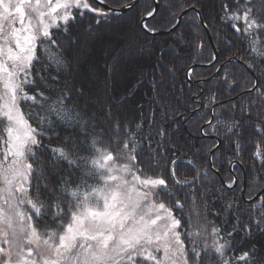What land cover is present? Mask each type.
<instances>
[{
    "label": "snow or ice",
    "instance_id": "6c2138e0",
    "mask_svg": "<svg viewBox=\"0 0 264 264\" xmlns=\"http://www.w3.org/2000/svg\"><path fill=\"white\" fill-rule=\"evenodd\" d=\"M114 2L0 0V264H264V0H152L139 26L174 43L128 41L131 63L155 59L151 72L125 76L121 98L107 76L92 93L80 74L101 25L137 4ZM157 17L167 26L149 28ZM217 23L246 45L244 71L228 70L230 49L213 50L202 83L220 79L199 101L202 92L184 96L196 104L185 116L177 74L193 78L209 29L225 36ZM142 87L144 103L133 99ZM218 164L228 179L216 187ZM241 188L245 199L233 194ZM186 205L200 209L199 232L186 228Z\"/></svg>",
    "mask_w": 264,
    "mask_h": 264
},
{
    "label": "trees",
    "instance_id": "16d2710c",
    "mask_svg": "<svg viewBox=\"0 0 264 264\" xmlns=\"http://www.w3.org/2000/svg\"><path fill=\"white\" fill-rule=\"evenodd\" d=\"M109 3H112L114 7H120L121 3L114 2V0H108ZM129 0H122V3H127ZM209 0H205V3H208ZM100 7L99 5H94ZM153 6L152 0H139L136 4V7L127 11L126 13L122 14L121 18L118 21H115L112 27L102 24L100 27V31L98 34L99 38L93 37L92 40V47L89 48L87 55L84 57L83 63L80 67V74L86 80L88 84V88L92 93H97L103 89L106 76L109 83H115L116 92L114 93L117 98L123 97L125 93V76L127 77V83L133 82L135 75L139 72L148 73L153 70V62L155 58H144L140 59L138 63H131L129 58L126 54V49L128 47L129 40H136L137 38L141 40L147 41H154L159 45H165L169 43H174L168 33L167 34H158L155 37L152 36L151 33H146L138 24V16L137 14L140 13L143 15L146 13L149 8ZM174 11L176 9H173ZM203 12L204 9L201 8ZM212 12L211 4L209 3V7L207 12H205V17L209 13ZM194 15L193 13H189L187 16L184 17V21L186 22L184 26H187V22L190 21L191 16ZM111 20V18H109ZM157 20H160V17L156 19H149L146 21L149 28L157 27L163 28L167 26V21H162L161 23H157ZM218 29H223L225 36L220 38L217 36L215 32H212L211 35L215 42V45L221 44L217 51L223 52L225 49H230L229 54L235 55L236 59L233 61L232 65H229L228 70L233 71L237 76L240 72L244 71L243 65L240 63V57L245 54L246 45L243 43L242 38L234 35L231 28L224 27L220 23L215 25ZM129 29H133L130 31ZM203 34V33H202ZM205 47L204 50L198 51L195 53V59L191 60L189 63L191 66L194 64H209L210 57L213 52V48L209 41L208 35H205ZM168 52H172V49H167ZM54 55V52L52 53ZM182 55H187V52L183 53ZM120 61L119 69L117 70L115 76L111 73L107 72V69L117 61ZM196 61H199L197 63ZM219 65H217L218 67ZM239 69V72L236 70ZM215 68L208 66H201L193 68V78L188 80L187 77L184 76L183 73L177 74V83L179 88L184 89L183 95L180 96V103L185 105V107H181L180 111L184 112L185 116L188 115L186 111V107H195L196 104L192 103L191 100L186 101L184 96H190L191 93H203V95L197 96V101L205 98L210 93L207 91L213 84H217L219 81V77L217 80L211 81L210 84L202 83L203 79H209V74L214 73ZM218 92H223L222 88H217ZM147 93V88L142 87L137 96L133 99L140 100V103H144ZM143 97L144 99H141ZM230 98H226L228 100ZM228 102V101H227ZM225 102V104H227ZM71 103V102H69ZM28 109H25V113H27ZM145 111H147V105H145ZM219 111V109H218ZM137 112L135 111L134 105H132L131 101L129 102V110L126 113L127 119L131 120L137 116ZM211 119V117H209ZM223 120H227V115L222 117ZM201 121L194 116L191 119L190 124L185 127L184 135H190L191 133L195 132L196 126L199 125ZM6 127L5 121H0V137L4 135V128ZM191 130V131H190ZM212 143L211 137H200L198 134L194 137V142L199 144L201 142ZM245 161H247V156H245ZM200 167H207L206 164H201ZM217 167L220 169L219 173L222 176L223 180L226 181L228 179L227 170L224 167H221L219 164ZM240 174L243 175L247 169L239 170ZM209 177L214 178L215 186L219 187L222 182L220 177L217 173L212 172L209 170ZM242 189L233 193L240 199H244L242 196ZM251 189L246 190L245 195L247 197L248 192ZM218 207V206H217ZM200 209L198 206H187L186 205V213L190 214L192 217L191 225H186V228L193 231L199 232L201 220L198 216ZM208 219L212 220L215 224H220V220L217 219L215 216H209ZM187 242V241H186Z\"/></svg>",
    "mask_w": 264,
    "mask_h": 264
},
{
    "label": "water",
    "instance_id": "95a60500",
    "mask_svg": "<svg viewBox=\"0 0 264 264\" xmlns=\"http://www.w3.org/2000/svg\"><path fill=\"white\" fill-rule=\"evenodd\" d=\"M138 1H139V0H137V2H138ZM99 6H100V5H99ZM127 11H129V10H125V11L123 12V14L126 13ZM159 34H167V33H166V32H160ZM208 38H209V41H210V43H211V46H212L213 50H217L216 45H215V42H214V40H213V37H212V35H211L210 30H209V33H208ZM208 65H209V64H194L192 67L195 68V67L208 66ZM227 101H228V100H226L225 102H227ZM218 175H219V177H220L221 182L224 183V180H223L222 176L220 175V173H218ZM245 192H246V190L242 189V196H243L244 199L246 198Z\"/></svg>",
    "mask_w": 264,
    "mask_h": 264
}]
</instances>
